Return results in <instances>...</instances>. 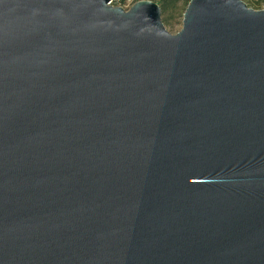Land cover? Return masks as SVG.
Here are the masks:
<instances>
[{
  "label": "water",
  "instance_id": "95a60500",
  "mask_svg": "<svg viewBox=\"0 0 264 264\" xmlns=\"http://www.w3.org/2000/svg\"><path fill=\"white\" fill-rule=\"evenodd\" d=\"M0 0V264H264V8Z\"/></svg>",
  "mask_w": 264,
  "mask_h": 264
},
{
  "label": "rangeland",
  "instance_id": "374dc122",
  "mask_svg": "<svg viewBox=\"0 0 264 264\" xmlns=\"http://www.w3.org/2000/svg\"><path fill=\"white\" fill-rule=\"evenodd\" d=\"M159 3V0H155ZM249 7L253 9H263L264 0H243ZM185 5L178 2L176 6H171L166 13H162V21L165 28L172 34L178 32L182 27L183 13Z\"/></svg>",
  "mask_w": 264,
  "mask_h": 264
},
{
  "label": "trees",
  "instance_id": "16d2710c",
  "mask_svg": "<svg viewBox=\"0 0 264 264\" xmlns=\"http://www.w3.org/2000/svg\"><path fill=\"white\" fill-rule=\"evenodd\" d=\"M188 1L189 0H159L158 4L161 7L162 13H166L171 6H176L178 2H183L186 7Z\"/></svg>",
  "mask_w": 264,
  "mask_h": 264
},
{
  "label": "built area",
  "instance_id": "2783aa9c",
  "mask_svg": "<svg viewBox=\"0 0 264 264\" xmlns=\"http://www.w3.org/2000/svg\"><path fill=\"white\" fill-rule=\"evenodd\" d=\"M136 0H110L109 3L112 5L123 6L124 8H129Z\"/></svg>",
  "mask_w": 264,
  "mask_h": 264
}]
</instances>
